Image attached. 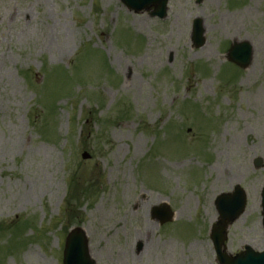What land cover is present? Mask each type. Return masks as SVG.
Here are the masks:
<instances>
[{"label": "rangeland", "instance_id": "374dc122", "mask_svg": "<svg viewBox=\"0 0 264 264\" xmlns=\"http://www.w3.org/2000/svg\"><path fill=\"white\" fill-rule=\"evenodd\" d=\"M242 42L246 70L227 61ZM237 186L227 252H261L264 0H170L165 20L119 0H0V264H63L75 228L96 264H219L215 202Z\"/></svg>", "mask_w": 264, "mask_h": 264}, {"label": "water", "instance_id": "95a60500", "mask_svg": "<svg viewBox=\"0 0 264 264\" xmlns=\"http://www.w3.org/2000/svg\"><path fill=\"white\" fill-rule=\"evenodd\" d=\"M130 11L143 13L154 7L151 17L165 19L167 17L169 0H120ZM202 22H195L194 41L196 47L203 46L205 43ZM228 60L246 69L250 66L252 60V48L243 43L233 45L228 53ZM84 159H90L88 153L83 154ZM262 162L256 163V168H260ZM246 193L237 187L234 194H222L216 201V208L219 214V221L211 231V240L220 264H264V252H255L247 246L244 251L236 256L226 253V241L230 225L236 222L245 212ZM262 205L264 217V189L262 192ZM164 212L158 213L162 224L172 222L174 214L168 206H164ZM157 215V213H156ZM264 225V220H263ZM64 264H96L92 259L89 249L87 236L83 229H73L67 239L64 250Z\"/></svg>", "mask_w": 264, "mask_h": 264}, {"label": "trees", "instance_id": "16d2710c", "mask_svg": "<svg viewBox=\"0 0 264 264\" xmlns=\"http://www.w3.org/2000/svg\"><path fill=\"white\" fill-rule=\"evenodd\" d=\"M126 105V104H125ZM118 110H122L121 108L120 109H118ZM125 110V109H124ZM127 110H131V109H127ZM119 113V112H118ZM127 113H129V111L127 112ZM125 114V117L128 115V114ZM119 115H121L122 116V114L121 113H119ZM24 227V226H23ZM22 229H24V228H22Z\"/></svg>", "mask_w": 264, "mask_h": 264}]
</instances>
